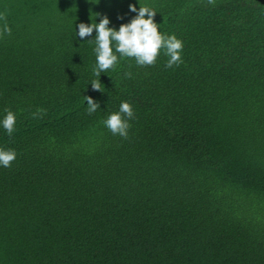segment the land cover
Segmentation results:
<instances>
[{
	"label": "trees",
	"instance_id": "trees-1",
	"mask_svg": "<svg viewBox=\"0 0 264 264\" xmlns=\"http://www.w3.org/2000/svg\"><path fill=\"white\" fill-rule=\"evenodd\" d=\"M130 3L0 0V264H264V0H139L182 62L118 59L93 90L75 25ZM121 101L126 138L102 124Z\"/></svg>",
	"mask_w": 264,
	"mask_h": 264
},
{
	"label": "clouds",
	"instance_id": "clouds-1",
	"mask_svg": "<svg viewBox=\"0 0 264 264\" xmlns=\"http://www.w3.org/2000/svg\"><path fill=\"white\" fill-rule=\"evenodd\" d=\"M137 3L138 8L131 3L128 5V11L135 15L128 22L121 23L118 28L109 27L110 21L107 16L99 17V22H95V17L88 24L81 22L75 25L77 29L74 31L75 39L78 37L83 40L85 37H91L86 42L94 44L92 52L95 63L91 74L95 79H91L88 83L93 90L100 91V75L112 69L118 63V59L132 58L137 66H150L156 62L158 54L162 51L167 57L165 67L179 65L182 62L183 42L174 34L165 35L159 31V24L154 20L157 12L147 5H141L139 0ZM118 19L122 18L118 17ZM94 30L95 35L93 36ZM2 32L4 34L10 32L6 23L3 24ZM124 76H129V73L125 72ZM85 102V111L88 115L99 109V103L91 97L84 96V104ZM41 111V109H37L32 115L36 116ZM132 117V106L127 101H121L118 110L109 113L102 124L113 135L126 138L129 128L128 121ZM15 121L16 115L12 111L4 109L3 115L0 116V129H3L6 135L11 136ZM15 157L14 150L0 147V167H9Z\"/></svg>",
	"mask_w": 264,
	"mask_h": 264
}]
</instances>
